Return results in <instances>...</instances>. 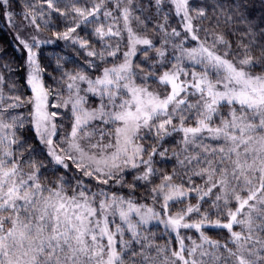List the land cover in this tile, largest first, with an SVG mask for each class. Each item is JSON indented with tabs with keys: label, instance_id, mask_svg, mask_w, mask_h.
I'll list each match as a JSON object with an SVG mask.
<instances>
[{
	"label": "snow or ice",
	"instance_id": "1",
	"mask_svg": "<svg viewBox=\"0 0 264 264\" xmlns=\"http://www.w3.org/2000/svg\"><path fill=\"white\" fill-rule=\"evenodd\" d=\"M0 264H264V0H0Z\"/></svg>",
	"mask_w": 264,
	"mask_h": 264
},
{
	"label": "trees",
	"instance_id": "2",
	"mask_svg": "<svg viewBox=\"0 0 264 264\" xmlns=\"http://www.w3.org/2000/svg\"><path fill=\"white\" fill-rule=\"evenodd\" d=\"M4 32V31H3ZM4 41H8L6 37L3 35L2 32H0V43H3Z\"/></svg>",
	"mask_w": 264,
	"mask_h": 264
},
{
	"label": "rangeland",
	"instance_id": "3",
	"mask_svg": "<svg viewBox=\"0 0 264 264\" xmlns=\"http://www.w3.org/2000/svg\"><path fill=\"white\" fill-rule=\"evenodd\" d=\"M2 33H3V35L6 37V39H7L8 41L11 40V36H9V35L7 34V30H6V29L4 30V32L2 31Z\"/></svg>",
	"mask_w": 264,
	"mask_h": 264
}]
</instances>
